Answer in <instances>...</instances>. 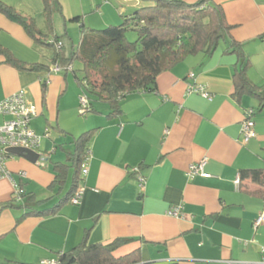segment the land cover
Segmentation results:
<instances>
[{
    "label": "crops",
    "instance_id": "0c3cea01",
    "mask_svg": "<svg viewBox=\"0 0 264 264\" xmlns=\"http://www.w3.org/2000/svg\"><path fill=\"white\" fill-rule=\"evenodd\" d=\"M2 1L32 18L42 41L0 12V45L26 64L48 68L21 69L0 54V100L26 90L38 111L31 126L42 136L40 157L46 156L45 165L15 154L6 161L26 192L13 203L14 183L0 175V264L56 261L84 239L116 238L135 240L119 251L140 248L141 264H264V223L255 224L264 212V193L250 178L240 180L243 169L264 168V108L249 94L235 95L238 58L224 52L231 38L241 42L249 79L264 85V0H215L233 25L230 36L212 55L189 56L160 73L156 89L125 95L117 117H109L102 102L95 103L97 112L81 114L75 63L55 71L54 62L58 53L69 57L83 25L120 24L153 0H57L51 26L43 0ZM57 37L60 46L52 44ZM196 85L211 98L189 91ZM248 109L254 110L256 137L245 143ZM91 129L97 130L89 143L88 173L77 189L82 202L67 201L48 215H24L55 207L69 192L75 168L60 185L54 183V164H69L74 150L63 144L75 149L73 140ZM204 158L210 177L190 178L189 166ZM174 206H182V216L168 214Z\"/></svg>",
    "mask_w": 264,
    "mask_h": 264
},
{
    "label": "trees",
    "instance_id": "16d2710c",
    "mask_svg": "<svg viewBox=\"0 0 264 264\" xmlns=\"http://www.w3.org/2000/svg\"><path fill=\"white\" fill-rule=\"evenodd\" d=\"M43 1L44 13L51 26L57 0ZM0 12L22 24L30 35L42 41L41 32L32 18L21 14L2 0ZM232 28L233 25L229 23L222 5L215 0H153V3L140 6L124 15L120 24L99 29L83 25L81 40L72 47L69 57L63 58L58 53V59L56 58L54 63L59 60L58 63L65 70L76 61L81 63L80 69L73 67L72 71L82 95L87 98L86 114L97 112L95 103L102 102L110 108L108 116L117 117L122 113L121 101L125 95L156 89L159 74L170 70L189 56L212 55L221 41L230 36ZM130 33L135 35L134 40L130 39ZM60 40L57 37L52 44L56 45ZM224 52L235 54L238 58L234 74L235 95L241 98L249 94L259 100V109L264 108V85L254 84L249 79V61L242 43L231 38ZM0 54L5 55L8 62L21 69L39 71L47 67L41 64H26L1 45ZM96 130H88L73 140L75 149L68 156L69 164H54V183L60 185L67 179L69 168H75L73 185L69 192L55 207L44 210L32 208L24 215L55 213L61 204L71 201L83 176L82 164L90 154L89 143ZM248 178L258 183L261 186L259 192L264 193V168L243 169L240 180ZM20 188L22 199L26 192L21 183ZM29 199L35 200V196L31 193ZM16 200L20 199L14 195L10 202ZM3 207L5 205L1 208ZM132 241L135 240L116 238L108 243H88L87 239H84L72 249L60 252L56 264H141L140 248L123 254L119 251Z\"/></svg>",
    "mask_w": 264,
    "mask_h": 264
},
{
    "label": "built area",
    "instance_id": "2783aa9c",
    "mask_svg": "<svg viewBox=\"0 0 264 264\" xmlns=\"http://www.w3.org/2000/svg\"><path fill=\"white\" fill-rule=\"evenodd\" d=\"M61 42L57 43L60 46ZM53 70L60 71L62 66L57 63L53 66ZM190 92H197L202 96L211 98V93L203 85L191 86ZM87 104V98L85 95L80 97V108L81 114H85V106ZM254 113L253 109L246 111L245 119L242 122V134L243 141L249 142L252 138L256 137L255 121L252 117ZM38 114L35 106L30 102L27 97L26 90H20L13 93L12 95L0 100V175L8 176L14 183V195L16 198L21 199V188L20 184L16 182L12 174L6 168V161L11 158L14 154L9 152L11 148H23L28 150H34L39 152L42 136L37 134L31 126L32 119ZM41 156V155H40ZM43 157V156H42ZM40 157V159H42ZM39 159V160H40ZM89 156L85 159L82 164V175L88 173L87 161ZM207 158L202 159L200 162L191 164L188 168L187 174L190 178L201 175L204 177H210V174L206 172L205 166ZM138 171L139 168H136ZM145 176H140V183H144ZM83 191L77 190L74 196L71 198V202L74 204H80L82 202ZM169 215L180 217L182 216V206H174L168 211ZM264 223V212L260 213L255 219V224L258 226ZM264 261V251H263ZM43 264H56V261H43ZM224 264H245L242 261L227 260Z\"/></svg>",
    "mask_w": 264,
    "mask_h": 264
},
{
    "label": "water",
    "instance_id": "95a60500",
    "mask_svg": "<svg viewBox=\"0 0 264 264\" xmlns=\"http://www.w3.org/2000/svg\"><path fill=\"white\" fill-rule=\"evenodd\" d=\"M9 152L15 155L22 156L33 163H37L40 157L39 152L23 148H11L9 149Z\"/></svg>",
    "mask_w": 264,
    "mask_h": 264
},
{
    "label": "rangeland",
    "instance_id": "374dc122",
    "mask_svg": "<svg viewBox=\"0 0 264 264\" xmlns=\"http://www.w3.org/2000/svg\"><path fill=\"white\" fill-rule=\"evenodd\" d=\"M152 3H153V1H152ZM129 37H130V39L131 40H134L135 39V35L133 34V33H130L129 34ZM221 44H223V41H221ZM75 67H76V69H80L81 67H82V65H81V63L79 62V61H76L75 62ZM79 72V71H78ZM63 145H65V149H66V151H68V149H71V151H73L74 150V146L72 145V143H69V144H63ZM67 145V146H66ZM44 159H46V156H43L42 157V159L41 160H39L38 162L41 164V165H45V160ZM53 199V198H52ZM51 199H49L48 201H50Z\"/></svg>",
    "mask_w": 264,
    "mask_h": 264
}]
</instances>
